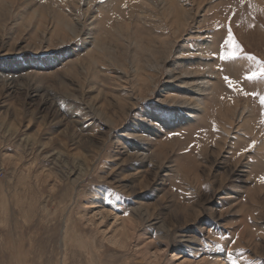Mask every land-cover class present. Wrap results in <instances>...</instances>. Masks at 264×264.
<instances>
[{
    "label": "rangeland",
    "instance_id": "obj_1",
    "mask_svg": "<svg viewBox=\"0 0 264 264\" xmlns=\"http://www.w3.org/2000/svg\"><path fill=\"white\" fill-rule=\"evenodd\" d=\"M166 1L0 9V264H264V76L246 79L264 67V0ZM55 7L82 31L99 9L103 53L60 43ZM200 81L206 108L185 122Z\"/></svg>",
    "mask_w": 264,
    "mask_h": 264
},
{
    "label": "bare ground",
    "instance_id": "obj_2",
    "mask_svg": "<svg viewBox=\"0 0 264 264\" xmlns=\"http://www.w3.org/2000/svg\"><path fill=\"white\" fill-rule=\"evenodd\" d=\"M28 1V0H27ZM17 2H19V0H0V9H3V8H10V9H13L14 8V5H15V3H17ZM68 2V1H67ZM72 2L73 3H69V5L71 6V5H77V4H79L78 2H79V0H78V2H77V0H72ZM77 2V4H74V3H76ZM165 2L167 3V1L165 0ZM20 4V3H19ZM43 4V3H42ZM169 4V3H168ZM176 4V3H175ZM179 4V3H178ZM40 5V4H39ZM45 5H46V3H45ZM45 5H43V6H39V7H37V8H39V9H43L44 7H46ZM33 6V5H32ZM169 6V5H168ZM50 7V6H49ZM91 7V6H90ZM98 7V6H97ZM52 8V7H51ZM28 9V8H27ZM29 9H30V7H29ZM88 9H90V8H86V11L84 12V14L85 15H88V12H89V10ZM47 10V9H46ZM55 10H56V12H55V17H56V19H55V24H54V28H53V24H49L50 26L48 27L51 31L50 32H52V35L54 34V36H56V38L58 39V40H60L59 42L60 43H67V40H76V39H78V38H80V36H84L83 38L81 37V51H84L83 53H86V57H88V60H90V61H92L98 54H101V53H103V44L100 42V39H101V35H99L98 34V32H97V28H98V25H99V23H100V21L101 20H98L97 18H96V16L94 15L95 13H97V12H99V9H95V10H93V13H91V15L89 14V16L86 18V21L87 20H89V23L87 24V25H89L90 27L89 28H87L86 27V30L84 31H82V29H81V27H79L78 26V24H80V19L78 18V14H77V16L75 15V14H73V12L72 11H74L75 9H74V7H72L71 9H70V12L67 14V15H70L71 17H67V16H65V13H62V11L63 10H61L60 9V7H55ZM91 10V11H92ZM12 11V10H11ZM18 12V11H17ZM31 12H32V10H31ZM49 12H51V11H49ZM140 12V13H139ZM142 12L141 11H138L134 16L136 17V19H140V14H141ZM185 16H187V15H185ZM75 19H74V18ZM176 18L178 19V21H184L185 22V20H186V17H184L183 19L181 18V16H180V14L177 12V14H176ZM65 19H67V22L65 21ZM91 19V20H90ZM132 20V19H131ZM52 22V21H51ZM184 22H183V25H180V27H178V28H174V31L177 33V32H180L181 30H183L185 27H186V23L184 24ZM50 23V22H49ZM84 23H85V21H84ZM47 24V23H46ZM26 25V24H25ZM40 27V26H39ZM43 29V28H42ZM42 32V31H41ZM82 32V33H81ZM79 34H81V35H79ZM97 34V35H96ZM37 35V34H36ZM52 35H50L49 36V39H48V41H50V42H52L53 41V38H52ZM99 35V36H98ZM103 37V36H102ZM49 43V42H48ZM105 43H106V41H105ZM162 43L163 44H165V45H167L166 43L167 42H165V41H162ZM49 46H50V44H49ZM61 46V45H60ZM58 47H59V45H58ZM206 47V49H208V47H207V44L206 45H203V48H205ZM57 48V47H56ZM39 49V48H38ZM165 51H157V52H155L154 53V55L153 56H149L151 59H150V62H148V64L150 65V66H156L159 62H160V66H162L163 64H165V60L167 59L166 57H164V55L167 53V51L170 49V47H164L163 48ZM72 50V49H71ZM74 50V49H73ZM76 52H78V51H76ZM76 55V53H75V51L74 52H71V53H69V58H71L72 56H75ZM106 55V54H105ZM166 55H168V53L166 54ZM76 57V56H75ZM64 57H63V55L62 54H58L52 61H49L48 63L49 64H47L48 65V67H53V66H55V67H57L58 65H60V66H63V64H64V61L62 60ZM75 59H78V56L75 58ZM74 59V60H75ZM83 59H85L84 57H83ZM62 60V61H61ZM74 60H71V63H75L76 62V60L74 61ZM159 60V61H158ZM211 61V60H210ZM123 63H124V61H123ZM123 63H120L119 64V67H123ZM83 64V61H80V63L78 64V65H82ZM89 64H91V63H89ZM37 65V64H36ZM210 65V64H209ZM208 65V66H209ZM207 66V67H208ZM66 67H68V66H66ZM81 67V66H80ZM134 67H136V66H133V68ZM58 68H60L59 66H58ZM84 68V67H83ZM82 68V69H83ZM90 68V67H89ZM124 68V72H126V73H128L127 71H126V65L123 67ZM66 69V68H65ZM127 70H128V67H127ZM1 71V70H0ZM80 71V70H79ZM208 71V70H207ZM5 72V71H4ZM57 73H58V71H56ZM84 73H85V71H83ZM119 72V71H118ZM10 73V72H9ZM15 73V72H14ZM42 73V72H41ZM56 73V74H57ZM130 73V72H129ZM134 73H136V72H134ZM182 73V72H181ZM23 74V73H22ZM55 74V73H54ZM186 74H190V73H188V72H184V73H182V75H174V74H172V76H173V79L175 80L177 77H182V76H186ZM76 75H77V73H76ZM146 75H147V73H146ZM145 75V76H146ZM25 76H27V74L25 75ZM25 76H24V78H25ZM36 76V75H35ZM43 76V75H42ZM128 76V75H127ZM136 76V75H135ZM134 76V77H135ZM8 77V76H7ZM147 77V76H146ZM5 78V77H4ZM28 78H30V76L28 77ZM83 78V77H82ZM88 78V77H87ZM142 78V77H141ZM209 78V77H208ZM25 79H27V78H25ZM31 79V78H30ZM33 79V78H32ZM126 79V78H125ZM143 79V78H142ZM29 80V79H28ZM145 80V79H144ZM12 81V80H11ZM126 81H127V79H126ZM171 81V80H170ZM169 81V82H170ZM145 82V81H144ZM9 83V82H8ZM146 83V82H145ZM30 86V85H29ZM181 86V85H180ZM210 86H209V81H207V82H203V81H200L199 82V84H197L196 85V87H194L192 90H189L188 91V93H187V95H191V93H193V92H197V96L195 97V95H194V99H192V98H186L185 100H184V103H186V104H189V105H193V106H195V108H194V110H192V111H189V113L190 114H187L185 117H182V120H184L185 122H190V121H195L196 120V118L198 117V115H200L202 112H204V110H205V101H204V99H203V91H205V90H207L208 88H209ZM25 88V87H24ZM177 88V87H176ZM36 89H38V88H36ZM181 89V88H180ZM29 90V89H28ZM183 91V90H182ZM98 94H100V89H99V93ZM140 94H141V92H140ZM165 94V93H164ZM163 94V95H164ZM132 95V94H131ZM127 95H125V97H126ZM186 97V96H185ZM141 98H142V96H141ZM127 99V98H126ZM176 99L177 98H170V100H173V101H176ZM164 101H166V98L165 99H163ZM128 101H129V99H128ZM161 101V100H160ZM132 102V101H131ZM180 104V103H179ZM233 104H235V103H233ZM182 105V104H181ZM237 105V104H236ZM184 106H186V105H184ZM234 106V105H233ZM236 108H238V107H236ZM122 109V108H121ZM129 110V109H128ZM237 110V109H236ZM233 112V111H232ZM233 114V113H232ZM186 124V123H185ZM12 125V124H11ZM10 126V125H9ZM12 127V126H11ZM9 128L10 130L12 129V128ZM174 128H176V127H174ZM139 138V137H138ZM143 142V141H142ZM134 146V145H133ZM142 148V147H141ZM140 154H141V152H140ZM86 160V159H85ZM105 206V205H104ZM98 207V206H97ZM100 214V213H99ZM202 215V214H201ZM103 217H104V214H103ZM103 219H105V217L103 218ZM119 219H117V218H115V222H117ZM121 221V223H119V224H121L120 225V227H122V228H124V226H125V224H124V222L126 221L125 219H122V220H120ZM122 230H125V229H122ZM62 239V238H61ZM81 246V245H80ZM85 247H88V245L86 244L85 245ZM18 256V255H17ZM217 264H224V260H221V262L220 261H218V263Z\"/></svg>",
    "mask_w": 264,
    "mask_h": 264
},
{
    "label": "snow or ice",
    "instance_id": "obj_3",
    "mask_svg": "<svg viewBox=\"0 0 264 264\" xmlns=\"http://www.w3.org/2000/svg\"><path fill=\"white\" fill-rule=\"evenodd\" d=\"M225 47L227 48V51L224 50ZM238 47L239 46L233 42L232 33L229 32L227 39H225L221 45V51L219 54V59L221 61H227L230 59H234L238 54V52H237ZM251 58L254 59V57H251ZM258 76H264V67H261L258 71H254V72L248 74L246 76V79L253 80L254 78H256ZM223 80L225 81V85L228 89H230V90L233 89L235 82L232 79H230L229 76L225 75L223 77ZM251 95L255 96L256 94L251 93ZM259 100H260V104L262 106H264V95L260 96ZM262 115H264V113H262ZM260 179L262 181H264V177H261Z\"/></svg>",
    "mask_w": 264,
    "mask_h": 264
}]
</instances>
